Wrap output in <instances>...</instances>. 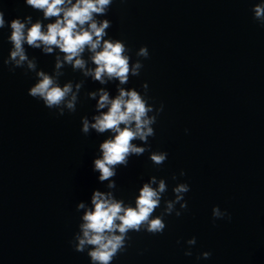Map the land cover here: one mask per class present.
<instances>
[{
    "label": "water",
    "instance_id": "95a60500",
    "mask_svg": "<svg viewBox=\"0 0 264 264\" xmlns=\"http://www.w3.org/2000/svg\"><path fill=\"white\" fill-rule=\"evenodd\" d=\"M256 2L112 5L110 35L133 51L149 49L141 75L128 86L146 81L156 105L163 102L150 142L169 154L159 169L147 153L131 158L116 177V195L133 199L141 177L152 175L167 179L168 199L174 198L175 183L191 186L187 210L179 218L166 217L163 235L130 233V247L113 264H264V27L252 20ZM0 10L6 18L38 15L23 0H0ZM6 35L0 30V264H89L69 241L78 230L76 204L94 189L103 190L91 162L104 136L80 132V117L91 116L95 103L85 93L99 85L86 81L76 113L57 116L27 95L31 74L5 67L11 47ZM28 54L52 70L53 56L33 49ZM81 78L69 68L62 80ZM215 205L231 220L213 224ZM193 236L197 243L186 257L184 242ZM204 251L211 258L197 261Z\"/></svg>",
    "mask_w": 264,
    "mask_h": 264
},
{
    "label": "clouds",
    "instance_id": "9594fccd",
    "mask_svg": "<svg viewBox=\"0 0 264 264\" xmlns=\"http://www.w3.org/2000/svg\"><path fill=\"white\" fill-rule=\"evenodd\" d=\"M114 3L23 0L26 8L38 14L35 19L31 14L6 18L5 11L0 10V30H7L6 43L11 45L3 63L9 72L22 69L26 76L31 74L34 82L27 90L29 97L57 116H64L76 113L86 81L99 85L85 93L95 103L91 116L80 117V132L84 136L91 132L104 136L91 162V171L103 190L94 189L88 200L76 204L75 210L80 213L78 230L69 241L73 251L86 253L89 264H113L130 247V233L163 235L166 217L174 214L179 218L187 210L185 195L191 190L187 182L175 183L171 188L174 198L168 199L167 179L152 175L146 181L141 177L133 199L125 201L116 195V177L120 169L129 166L131 158L147 153V160L159 169L169 154L154 150L150 142L156 134L154 125L164 111L163 102L156 105L146 81L139 88L128 86L131 78L141 75L143 62L150 58L149 49L142 45L133 51L125 40L110 35L112 20L108 13ZM250 12L252 20L264 27V0H257ZM28 49L53 56L52 70L40 68L37 57H30ZM69 68L82 78L62 80ZM109 85L114 86V92ZM185 175L181 170L179 176ZM177 179L176 174L171 176L172 181ZM211 215L213 224L231 220V214L219 205L212 207ZM184 243V255L191 257L197 239L193 236ZM211 256L210 251H204L196 260Z\"/></svg>",
    "mask_w": 264,
    "mask_h": 264
}]
</instances>
